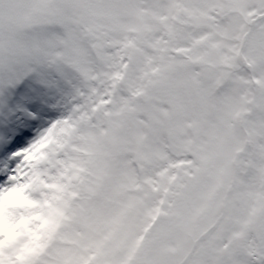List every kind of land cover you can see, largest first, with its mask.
<instances>
[{"label": "snow or ice", "instance_id": "1", "mask_svg": "<svg viewBox=\"0 0 264 264\" xmlns=\"http://www.w3.org/2000/svg\"><path fill=\"white\" fill-rule=\"evenodd\" d=\"M0 264H264V0H0Z\"/></svg>", "mask_w": 264, "mask_h": 264}]
</instances>
